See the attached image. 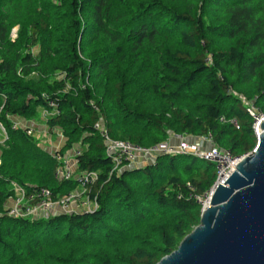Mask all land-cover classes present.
<instances>
[{
    "label": "trees",
    "instance_id": "obj_1",
    "mask_svg": "<svg viewBox=\"0 0 264 264\" xmlns=\"http://www.w3.org/2000/svg\"><path fill=\"white\" fill-rule=\"evenodd\" d=\"M50 102L60 114L40 120L61 132L60 155L79 146L78 172L99 174L98 209L10 218L11 182L75 188L55 179L40 141L13 128ZM251 104L264 114V0H0V264L158 263L199 225L194 197L215 166L161 155L111 173L96 125L141 147L211 135L242 157L257 144Z\"/></svg>",
    "mask_w": 264,
    "mask_h": 264
},
{
    "label": "built area",
    "instance_id": "obj_2",
    "mask_svg": "<svg viewBox=\"0 0 264 264\" xmlns=\"http://www.w3.org/2000/svg\"><path fill=\"white\" fill-rule=\"evenodd\" d=\"M48 106L50 109H44L41 114L44 121L60 114L54 103L50 102ZM247 112L254 120L253 127L255 131V126L264 119V114L259 113L253 104L248 106ZM233 124L235 125V123ZM13 128H21L28 136L34 137L38 142L43 137H46L47 140L52 136L63 138L59 130L49 129L48 127H45L44 135L37 133L33 122L25 125L14 123ZM96 129H98L100 136L104 140L105 154L112 162L111 173L120 171L125 165L130 167L144 166L152 163L157 156L161 155L192 156L213 164L216 170L214 184L203 196L194 197L201 211L205 206H208L216 187L223 185L224 181L234 172L232 165L241 158L234 157L229 151L214 146L211 135L185 137L184 139L183 137H176L180 138L178 144H172L169 140L152 147H141L130 142L111 139L102 123L97 124ZM0 130L4 141L7 139L6 131L2 126H0ZM255 135L257 137L256 131ZM188 139L193 140L190 141ZM51 154L58 162V168L54 175L55 179L58 182H74L75 188L60 196L54 195L48 188L27 190L11 182L9 187L11 188L12 197L5 204L4 215L14 219L38 220L45 218V216L73 215L77 213L91 214L97 211V199L95 196L92 198L91 191L99 180V174L95 171L78 172L76 170L77 157L81 155L79 146L67 151L65 155L63 154L64 156L60 155L58 151ZM189 189L192 191L191 187Z\"/></svg>",
    "mask_w": 264,
    "mask_h": 264
},
{
    "label": "water",
    "instance_id": "obj_3",
    "mask_svg": "<svg viewBox=\"0 0 264 264\" xmlns=\"http://www.w3.org/2000/svg\"><path fill=\"white\" fill-rule=\"evenodd\" d=\"M257 144L233 164L196 226L156 264H264V119Z\"/></svg>",
    "mask_w": 264,
    "mask_h": 264
},
{
    "label": "crops",
    "instance_id": "obj_4",
    "mask_svg": "<svg viewBox=\"0 0 264 264\" xmlns=\"http://www.w3.org/2000/svg\"><path fill=\"white\" fill-rule=\"evenodd\" d=\"M42 111V109H41ZM22 122V121H21ZM35 128H36V132L39 134L44 135L45 134V126L42 124V122L40 123H36L35 122ZM45 140H41L40 144L43 146V148L51 153L53 151H59L60 149H62L64 147L65 144V140L60 139L57 136H52L49 141H47L46 137H44ZM185 137H183L184 139ZM193 139H190V141ZM170 142L172 144H178L180 142V138H176V137H171Z\"/></svg>",
    "mask_w": 264,
    "mask_h": 264
},
{
    "label": "rangeland",
    "instance_id": "obj_5",
    "mask_svg": "<svg viewBox=\"0 0 264 264\" xmlns=\"http://www.w3.org/2000/svg\"><path fill=\"white\" fill-rule=\"evenodd\" d=\"M17 31H18V27H14L12 30H11V33H10V37H11V39L12 40H14L15 38H16V36H17ZM32 51V53H36V51H37V48H34V49H32L31 50ZM41 107H39L37 110H36V116L34 117V121L36 122V123H40L41 122ZM23 121V120H22ZM30 122H32V120H27V123H30ZM21 123V120L19 121V120H17L16 121V124H20ZM25 123V122H24ZM33 124H34V126H35V123L33 122ZM23 125H25V124H23ZM57 137H59V136H57ZM60 139H63V138H61V137H59ZM3 140V135H2V132H1V130H0V142ZM41 140H45V138L43 137ZM64 140V139H63ZM188 140H190V139H188ZM47 141H49V140H47ZM61 150V149H60ZM55 151H53V152H51V153H54ZM69 153V152H68ZM66 153H64V155H65ZM64 155H62V156H64ZM64 158V157H63ZM139 167H142V166H139ZM9 189H11L10 187H9ZM47 216H45V218H46ZM42 219V218H41ZM30 220H33V219H30Z\"/></svg>",
    "mask_w": 264,
    "mask_h": 264
},
{
    "label": "bare ground",
    "instance_id": "obj_6",
    "mask_svg": "<svg viewBox=\"0 0 264 264\" xmlns=\"http://www.w3.org/2000/svg\"><path fill=\"white\" fill-rule=\"evenodd\" d=\"M225 182V181H224Z\"/></svg>",
    "mask_w": 264,
    "mask_h": 264
}]
</instances>
